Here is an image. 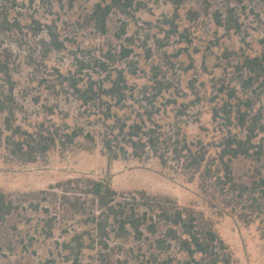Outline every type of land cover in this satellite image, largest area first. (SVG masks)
I'll return each mask as SVG.
<instances>
[{"label":"rangeland","instance_id":"1","mask_svg":"<svg viewBox=\"0 0 264 264\" xmlns=\"http://www.w3.org/2000/svg\"><path fill=\"white\" fill-rule=\"evenodd\" d=\"M97 1L0 0V54L14 82L16 123L34 126L51 107L53 115L44 114L49 125L61 131L64 124H79L96 143L90 150L56 147L34 164H24L0 145V191L16 207L0 224V264H148L153 240L162 232L151 236L142 227L139 241L116 232L91 196L66 182L78 179L105 181L116 192L114 201L135 202L139 211L147 206L138 191L193 206L214 218L232 264H264V215L249 225L209 211L196 181L187 182L153 157L109 161L97 137L105 129L98 117L106 105L82 106L60 84V75L103 81L122 71L129 88L117 115L132 123L147 108L164 132L185 134L194 143H219L229 133L244 138L249 127L251 156L234 160L233 174L239 183H259L264 180V72L254 75L239 66L245 57H258L264 65V0H136L126 14L108 15L103 34L86 20ZM228 9L236 21L232 29L217 22L227 18ZM49 32L63 44L62 51L48 44ZM155 79L163 84L157 97L151 88ZM5 91L0 82V92ZM223 105L232 112L227 126L212 117ZM241 115L244 129L238 124ZM100 221L108 233L106 249L97 242ZM82 231L89 232L82 252L64 250Z\"/></svg>","mask_w":264,"mask_h":264},{"label":"trees","instance_id":"2","mask_svg":"<svg viewBox=\"0 0 264 264\" xmlns=\"http://www.w3.org/2000/svg\"><path fill=\"white\" fill-rule=\"evenodd\" d=\"M32 2V0H29ZM136 0H98L87 14V22L100 33H105L106 19L113 10L126 14ZM232 11L228 9V16L217 21L219 26L232 29L236 21H232ZM176 29V24L171 21ZM49 45L56 51L64 49L63 44L53 32H49ZM242 70L252 74L264 72L263 62L258 57H245L241 65ZM61 88L69 92L83 106L105 104L106 107L99 112L98 119L105 127L97 133L101 152L109 161H118L131 157L136 160L153 157L164 168L177 169L187 179V182L197 183L206 209L214 211L220 216L237 218L241 222L253 224L264 215V180L259 183H239L233 174V161L238 158L251 156V139L253 130L247 127L244 138L236 133L229 135L219 142L203 144L187 141L185 134L176 132L173 135L166 133L155 121L152 113L144 108L142 114L137 113V120L129 123L130 118H120L115 109L122 108L125 100V90L128 84L122 71H117L115 77L109 75L106 80H82L76 76H61ZM249 76L248 80H252ZM0 82L5 93L0 92V145L2 144L10 154L17 156L24 164H34L38 155L45 156L56 147L65 150L73 145L80 150H90L96 143L94 135L85 133L84 128L76 124L73 128L62 125L61 131L55 125H49L51 120H44V114L53 115V109L44 108L42 121L34 126L27 124L23 128L16 123L20 112L13 97V85L9 64L6 57L0 54ZM162 82L154 80L152 89L156 90L154 97L162 93ZM153 108L150 98H146ZM110 102V103H109ZM96 103V104H95ZM114 108V109H113ZM213 110V119L221 118L225 126L231 124L232 112L225 109ZM113 110V111H112ZM18 112V113H17ZM239 113V110H236ZM220 113L225 116L221 117ZM39 116H41L39 114ZM46 118V116H45ZM240 118V119H239ZM44 120V121H43ZM239 127L244 129V116L238 117ZM111 122L108 124L107 122ZM152 122L153 126L147 123ZM223 125V123H220ZM181 136V137H180ZM58 138V139H57ZM57 139V140H56ZM75 183L87 196H91L99 215L104 220L110 219V224L116 226V232L135 240H141L144 227L151 236L157 232L162 235L153 240L148 264H232L228 247L223 243L216 230L214 218L193 206H179L178 202L164 195L148 194L138 191V200L143 199L146 209L139 211L134 203L114 201L116 192L105 181L89 180L82 184L81 180L66 181ZM59 186V185H58ZM82 186V187H81ZM133 199H135L134 195ZM16 209L13 201L0 191V224L3 223ZM94 220V219H92ZM149 221V222H148ZM114 228L112 230H115ZM98 244L107 248L103 240L108 233L105 223H97ZM89 235L88 231L76 233L68 244L63 245L64 250L79 255L84 248L83 237ZM93 241V240H92ZM75 243V245H72ZM172 243L174 246H172ZM176 254L172 255V248ZM98 254L104 258L105 253ZM106 260V259H105Z\"/></svg>","mask_w":264,"mask_h":264}]
</instances>
